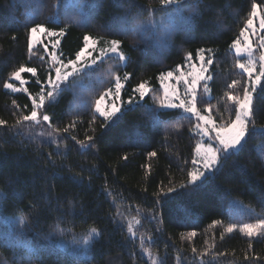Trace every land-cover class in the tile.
I'll return each instance as SVG.
<instances>
[{
    "label": "trees",
    "instance_id": "16d2710c",
    "mask_svg": "<svg viewBox=\"0 0 264 264\" xmlns=\"http://www.w3.org/2000/svg\"><path fill=\"white\" fill-rule=\"evenodd\" d=\"M65 2L72 5L77 0ZM88 2L97 5L85 9L89 26L73 25L62 38L59 52L65 59L74 57L82 46L85 32L105 35L110 27L120 26L126 15L132 19V15L140 11L133 3L143 9L159 6L157 0ZM253 2L259 9L264 8V0H188L185 18L177 22L173 39L166 47L125 38L124 48L131 59L126 67L117 69V74L123 76L128 72L131 77L125 82L123 102L134 96L133 88L141 80H147L153 91L144 101H139L141 106L135 104L125 108L126 111L123 109L119 119L106 131L100 128L103 123L100 117L89 126L92 110L81 105L74 107L71 90L61 92L58 102L46 108L51 117L49 123L63 129L75 120L76 126L56 137L58 142L67 137L62 141L66 147L61 146L57 154L56 144L26 138L23 127H12L19 115L31 110L29 96L39 93L49 74L42 49L37 48L31 58L27 53L25 24L30 27L33 23L28 13L36 16V23H45L54 11V0H0V119L7 122L0 125V190L8 197L0 210V244L5 233L11 231L7 218L14 215L18 207L24 208L34 201L40 208L38 222L30 224L25 232L29 246L35 249L30 254L31 264H151L143 248L150 249L164 264H264V238H253L249 249L248 237L237 231L224 232L229 223L236 221L235 217H244L242 209L252 210L255 218L264 215L261 203L264 201V135L249 137L238 155L222 161L223 167L218 173L229 179L228 187L196 208L187 209L182 202L190 186L181 189L178 185L186 183L187 170L192 167L197 138L190 129L196 121L179 110H160L159 123L154 124L146 111L156 108L153 94L161 90L160 73L183 67L186 52L195 59L197 49L205 48L214 50V63L208 71L213 78L207 85L208 94L198 95L197 107L202 112L208 109L204 114H210L218 125L234 118L224 93L232 80L243 83L246 77L235 67L237 59L229 45L239 36ZM148 17L149 11L145 10L133 22ZM64 23L65 16L61 15L60 26ZM42 55L45 61H41ZM116 63L118 61L108 60L96 73L103 74ZM20 64L35 67L37 75L22 73L27 92L12 93L3 84L11 82L10 73ZM104 76L105 80L86 91L88 96L89 92L99 93L112 87L114 79ZM13 100L19 108L13 105ZM88 103L89 98L83 101V105ZM255 109L256 126L264 127V92L255 94ZM136 134L143 137V142L133 145L131 141ZM72 135L80 140L93 135L97 146L81 152L79 145L71 140ZM151 151L157 155L149 157L147 154ZM125 154L127 160L121 158ZM73 176L82 178L83 185ZM172 186H176V191L168 192ZM230 201L241 203L230 205ZM133 218L140 220L134 237L127 231V224ZM213 221L219 223L213 224ZM58 222L61 228L70 230L68 235L46 240ZM90 226L100 229L103 235L85 257L74 256L60 248L61 241ZM189 232L196 235L188 239ZM246 253L253 259L245 260ZM12 262L13 248L0 246V264ZM24 264H29L27 258Z\"/></svg>",
    "mask_w": 264,
    "mask_h": 264
},
{
    "label": "snow or ice",
    "instance_id": "6c2138e0",
    "mask_svg": "<svg viewBox=\"0 0 264 264\" xmlns=\"http://www.w3.org/2000/svg\"><path fill=\"white\" fill-rule=\"evenodd\" d=\"M157 3L158 7L149 9H143L140 5L133 3L132 6L139 8L140 11L132 15V19H129L127 15L123 17L120 26L110 27L105 35L93 36L90 32H85L82 37V46L75 52L74 57L67 59L63 58V54L59 52L62 38L66 37L68 30L73 25L87 28L89 24L88 17L85 16V9L95 8L97 5L89 4L88 0H77L72 5L66 4L65 0H54V11L51 16L46 18L45 23H36V16L28 13L29 20L33 21V23L30 27L27 23L25 24L27 53L29 58H31L36 55L35 50L38 46L42 47L44 53L49 55V60L46 61L49 66V74L46 81L41 84L39 93L35 96H29L31 110L28 114L19 115L12 127L22 126L25 122H31L34 125L47 124L51 131L45 133L42 130L39 134H46L52 137L51 143L57 145L58 154V149L61 146L66 147L62 141L67 140V137H63L61 142H58L56 137L61 136V133H69L71 129L75 128L76 121H72L63 129L53 127L49 123L51 117L46 112L47 106L58 102V97L61 92L67 89L68 82H74L72 85L74 89L89 90L94 81L101 79L100 75L93 76L91 74L95 73L96 69L108 60H116L118 63L111 65L103 73V75H107L110 79H114V86L106 88L99 93L91 92L89 103L81 105V107H88L92 110L89 126L93 125L98 117H102L103 123L100 124V128L105 131L107 128H110L119 119L117 114H122V106H118L116 103V101L120 100V93L124 88V84L121 81L127 82L131 77V74L128 72H124L123 76L117 74V69L126 67L131 59L124 48V39L130 37L133 41H151L166 47L173 39L177 22L185 18L184 14L187 11L188 0H157ZM258 8L259 5L257 3L253 2L251 4V12L244 21V27L240 29L239 36L229 45V49L235 50L237 56L241 54L247 55L245 61L241 62L240 59H237L235 63V67L242 70V73L246 74L247 79L243 83L239 80H232L227 85L228 91L224 93L227 101L230 102V110L234 111V118L230 117L226 122L218 125L210 114H204V112L209 111L208 109H204V112H202L197 107L196 86L201 81H204V90L208 92L206 82L213 78L210 74L197 75L191 80H186L185 83L188 86L185 89L183 97H180L175 92L171 96L169 95V88L164 84V81L173 76L171 71L167 73L161 72L158 76L163 94L153 97L156 108L146 109L150 120L154 124L159 123L158 112L160 110L182 109L184 113L191 114L187 117L188 119L195 118L196 123L190 131L200 137L194 148L191 161L192 167L187 170L186 183L178 185L181 189L189 186L193 190L201 188L205 181L209 178H214V175L220 171L223 167L222 161L226 160L229 156L238 155L244 149L249 137L255 134L264 135V127L257 128L254 120L256 111L255 94L258 91L264 92V51L259 55V68L257 71V60L252 55V43L247 39L243 42L241 41V37L244 36L247 29L251 28L253 33L255 32L254 18L258 14ZM145 10L149 11V17L139 20L138 23H134L133 21ZM260 11L264 13V8H261ZM157 13H160V15L157 16ZM61 15L65 16V23L62 27L60 26ZM82 16L84 17L83 19L81 18ZM48 24L55 26L49 27ZM128 25L131 26L129 27ZM259 27L264 29V14L260 15ZM15 39L16 37L13 36V40ZM45 41H48V43ZM49 45L51 47L50 53ZM135 47L136 45L133 43L132 48L135 49ZM260 47L264 49V36H261ZM213 53V49H197L196 59L201 62V73H207L208 66L213 65ZM40 59L41 61H45L43 55L40 56ZM192 59V54L186 52L185 61ZM177 67L179 68L180 66ZM22 73H31L33 76H36L37 70L35 67H26L24 64H20L10 73V80L19 81L21 87H15L14 83L8 81L4 82L3 87L12 92H27V89L23 87L26 81L22 78ZM84 76L88 78L87 84L83 79ZM78 77L81 78L77 79ZM37 83L40 84V81L37 80ZM148 85L149 82L147 80H141L136 84L133 88L134 96L130 97L127 103L130 105L136 104L138 107L141 106L139 101H144L145 97L153 91ZM240 89H242V92ZM177 100L179 101L178 103L176 102ZM13 105L19 108L15 100H13ZM6 123L5 120L0 119V125H5ZM92 131L95 132V128ZM205 137L207 141H205ZM71 140L79 145V151L81 152H86L97 146V138L93 135H86L83 140L77 139L75 135H72ZM142 142L143 137L140 134H136L135 140L131 141L133 145H138ZM147 155L155 157L157 153L151 151ZM121 158L127 160L128 155L125 154ZM73 179H78L80 185L84 183L83 179L78 178V176H73ZM175 191L176 186L168 188V192ZM13 194L15 195V193ZM7 198L4 191L0 190V210H2L3 201ZM69 203L71 204L72 201H69ZM240 203L239 201H230V205H239ZM261 203L264 205V201H261ZM249 213L251 215L252 210H249ZM39 214V205L33 201L29 205H25L24 208L18 207L16 213L7 218L8 223L11 225V231L5 233L3 243L0 246L13 248L12 264H17L18 259L19 264H24L26 258L29 264H31L30 254H33L35 249L29 246V241L25 238V232L29 229L30 224L38 222ZM139 223L140 220L137 218L129 221L127 231L131 236L134 237L136 234L134 224ZM217 223L219 221H213V224ZM237 229L241 234L249 238V249H251L253 238H264V215H257L254 220L248 223H229L224 228V232L232 233ZM69 231V229L61 228L58 222L53 225L52 232L45 239L52 240L56 236L64 237L68 235ZM102 235L103 233L100 229L90 226L79 233H73L70 243L63 241L61 243L65 248L75 246L83 251H87L99 242ZM195 235V232H189L187 233V238L191 239ZM143 244L144 238L141 236V245ZM17 250L21 251L18 252ZM192 251L196 253L197 250L193 248ZM206 252L207 250H205ZM143 253L148 255L151 264H164V261L152 253L150 249L143 248ZM220 255H223V253H220ZM244 258L245 260L253 259L247 253Z\"/></svg>",
    "mask_w": 264,
    "mask_h": 264
},
{
    "label": "rangeland",
    "instance_id": "374dc122",
    "mask_svg": "<svg viewBox=\"0 0 264 264\" xmlns=\"http://www.w3.org/2000/svg\"><path fill=\"white\" fill-rule=\"evenodd\" d=\"M261 11L258 8V14L257 16L254 18V28H255V32L253 33V30L251 28L247 29L245 31V34L243 37H241V41L243 42L245 39L249 40L252 43L253 46V52L252 55L254 57H256L257 60V71L259 68V55L261 54L262 51H264V49H262L260 47L261 44V36L262 33L264 31V29H261L259 27V23H260V15H261ZM46 43H48V41H45ZM38 48L42 49V47ZM51 52V47L49 45V53ZM232 52L234 53V55L236 56V59H240L241 62L245 61L247 59V55L246 54H241L240 56H237L235 53V50H232ZM43 54L46 57V61L49 60V55L44 53L43 50ZM200 67H201V62L198 59H192L190 61H186V63L184 64L183 67H179L177 68L175 71H173V76L169 79H166L164 81V84L169 88V95L171 96L173 94V92H175L176 94H178L180 97L184 96L185 93V89L188 85H186L185 81L186 80H191L193 78H195L197 75H208L207 73H201L200 72ZM240 73H242V70L237 69ZM208 71H209V66H208ZM243 74V73H242ZM91 75L96 76V75H100L101 79L98 81H94L92 83V86L95 83H99L103 80H105V76L103 74H99V73H92ZM246 77V74H243ZM81 77H78L77 79H80ZM83 79L85 80V83H88V78L87 76H84ZM247 79V77H246ZM11 81V80H10ZM12 83H14L15 87H21L20 82L19 81H11ZM124 84L125 87V82L121 81ZM209 80L206 82L208 85ZM73 83L74 82H68V86L67 89L71 90L72 93L74 94V107H79V105L83 104V101H87L89 96L88 93H86V91L88 92V90H80V89H74L73 88ZM204 81H201L200 83L197 84L196 86V91H197V98L199 97L198 95L201 92H205L204 90ZM114 86V83L112 85V87ZM24 87V85H23ZM63 87V86H62ZM160 87L161 90L157 93V95H162L163 94V89H162V85L160 82ZM66 89V90H67ZM7 91L12 92L9 89H6ZM124 92V88L121 90L120 93V100L116 101L118 106H122V110L127 108V107H132L135 104H128L127 101L123 102L122 100V94ZM12 93H16V92H12ZM208 94V92H206ZM86 95V96H85ZM90 95V92H89ZM156 96V93L153 94V97ZM177 103L179 102L178 100L176 101ZM171 110H179L181 111L184 115L186 116H190L191 114L189 113H184L182 109H171ZM98 115V114H97ZM119 115V113L117 114ZM205 115H209L208 113ZM102 118V117H100ZM103 119V118H102ZM195 120V118H193ZM196 121V120H195ZM21 127H23L24 131L23 135L26 138L29 139H35L37 142L39 143H51L52 137L45 135H40L39 133L43 130L45 133H47L48 131H50V129L48 128L47 124H42V125H34L31 122H25ZM214 135V133H213ZM196 142L200 139L199 136L196 135ZM57 139V138H56ZM205 141H207V138L205 137ZM192 164V163H191ZM229 186V179L222 174L216 173L214 175V178H209L207 181L204 182L203 186L197 190H193L192 187H189V193L186 195L185 199L183 200V205L184 207H186L187 209H194L196 208L200 203L208 200L213 194H215L216 192H219L223 189H225L226 187ZM241 212L244 215V217L242 216H237L235 217L236 221L234 220L233 223L236 224H241V223H248L251 222L252 220L255 219V217L252 216V214L250 215V213L244 209L241 210ZM244 218L246 220H244ZM133 219H130L129 221H132ZM128 227V224H127ZM138 224H134V231L137 230ZM234 231H238L234 230ZM240 233V232H239ZM72 240V237L70 239H67L63 242H67L70 243ZM60 248L64 249L66 251H68L70 254L74 255V256H80V257H85L86 252L88 251H83L75 246H70L68 248L63 247V244L60 243Z\"/></svg>",
    "mask_w": 264,
    "mask_h": 264
}]
</instances>
